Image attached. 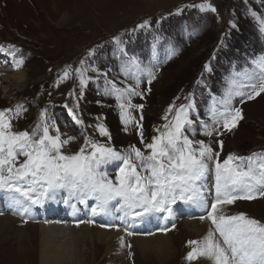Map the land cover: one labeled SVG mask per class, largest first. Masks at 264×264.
<instances>
[{
	"label": "rangeland",
	"instance_id": "374dc122",
	"mask_svg": "<svg viewBox=\"0 0 264 264\" xmlns=\"http://www.w3.org/2000/svg\"><path fill=\"white\" fill-rule=\"evenodd\" d=\"M202 2L204 0H0V45L5 49L14 45L19 49L16 58L22 57L24 61L20 65L24 77L16 84L2 77L1 70L11 68L5 66L7 61L0 66V110L11 109L14 114L16 106L23 105L24 111L20 116H12L13 130L31 132L40 111L47 109L62 138L77 137L63 149L69 154L80 149L84 136L110 144L117 150L135 145L147 154L137 135L136 124L129 125L127 130L122 125L115 98L98 95V91L105 87L103 76L98 82L89 83L84 98L79 101L83 126H75L64 107L73 103L71 92L79 95V81L74 69L81 66V60H86L99 72L107 73L109 80L124 87L135 86V79L129 71L135 74L136 70L124 69L127 58L135 56L143 68H152L156 75L149 85L147 73L142 71L138 91L143 92L144 97H132L133 104L144 105L142 121L140 110L132 109L131 114L142 124L145 143H150L158 134L156 130L167 122L164 117L169 105L178 107L186 103L185 97L189 93H195L196 98L197 113L192 118L195 120L198 114L211 124L208 113L212 98L224 93L226 82L234 73L258 71L252 62L264 57V34L259 31L261 25L249 13L251 9L264 18V0H207L217 9L214 13H201L190 7ZM181 8L182 14L176 15L177 9ZM144 20H149L151 28L133 32ZM230 21L237 27L230 28ZM157 36L161 37L159 42L155 40ZM222 36L225 46L218 47ZM117 40L122 42L127 57L121 53ZM93 50L94 55L89 56ZM173 50L174 54L169 58ZM206 63L210 64V72L204 71ZM66 68H69V77L57 85ZM202 73L204 83L198 85L197 80ZM87 75L96 77L97 72L89 69ZM234 106L242 109L243 119L232 131H225L221 124L220 135L213 132L207 136L197 124L196 134L188 133L190 138L203 140L214 151L220 152L221 161L230 153L248 156L253 152H264V93L242 104L236 98ZM171 116L168 114L169 119ZM97 118H101L108 128L110 141L95 130L94 125L100 122ZM218 141H223L222 150ZM109 171L114 177L115 168L110 167ZM214 182L213 170L206 180L213 193ZM82 207L84 211L86 208L91 210L90 206ZM184 211L176 215L169 226L178 254L164 264H212L207 258L193 262L185 259L190 250L187 241L199 239L193 237L184 241V237L181 238L179 232ZM238 213L264 222V198L237 200L223 208L225 215ZM1 214L16 218L19 222L15 226L21 230L28 223L37 224L34 219L15 217L5 200H0ZM92 222L101 226L96 220ZM35 232L33 229L31 234ZM37 255L27 246L0 245V264H39ZM121 260H124L123 264H162L155 259H143L136 252L129 255V251ZM90 262L108 264L103 253L97 255L93 263L92 259Z\"/></svg>",
	"mask_w": 264,
	"mask_h": 264
},
{
	"label": "snow or ice",
	"instance_id": "6c2138e0",
	"mask_svg": "<svg viewBox=\"0 0 264 264\" xmlns=\"http://www.w3.org/2000/svg\"><path fill=\"white\" fill-rule=\"evenodd\" d=\"M190 7L197 8L201 13L217 11L207 0ZM182 11L183 8L177 9L175 14L180 15ZM249 13L258 20L261 25L259 31L264 34V18L251 9ZM229 23L230 28L237 27L235 22ZM150 28L149 20H144L132 31ZM160 39V36L155 37L157 42ZM116 42L121 46V53L127 57L122 42ZM222 46H225L223 36L218 47ZM18 51L14 45H9L7 49L0 45V52L12 56L16 67L24 62L22 57L16 59ZM172 54L174 50L169 53V58ZM88 55L93 56L94 50ZM252 63L258 71L234 73L226 82L224 93L212 98L208 113L211 124L198 114L195 120L192 118L197 113L196 98L195 93H189L185 97L186 103L178 107L169 105L164 117L167 122L156 130L158 134L152 137L150 143H145L142 124L131 114L132 109L140 110L142 121L144 105L133 104L132 97L143 99L144 93L138 91L142 79L140 73L146 71L150 85L156 78L152 68H143L138 57H128L124 69L136 70L135 74L129 71L135 79V86L119 87L115 81L108 79L107 73H101L88 65L86 60H81V66L74 69L79 81V95L71 92L72 105H64L74 125L84 124L79 101L84 98L87 86L103 76L105 87L98 91V95L115 98L122 125L127 130L129 125L136 124L137 135L147 154L135 145L117 150L91 136H84L80 149L69 154L63 149L77 137L62 138L55 119L47 109L40 111L31 132L13 130L12 116H20L24 111L23 105H17L14 114L11 109H3L0 110V200L7 201L14 214L27 217L59 195L73 209L77 204L90 206L93 216L115 212L124 222V231L128 236L137 234L129 230V219L133 224L152 216L170 220L176 212L174 206L183 204L204 211L206 215H201L199 219L208 220L211 224L203 238L187 241L190 248L185 257L187 261L207 258L212 264H264V222L245 213L223 214L224 206L237 200L264 198V152H253L248 156L230 153L221 161L220 152L214 151L203 140L190 138L188 134H196L197 124L207 136L213 132L220 135L221 124L225 131H232L238 126L243 115L242 109L234 106L235 99L239 98L242 104L264 93V57ZM69 68L58 78L57 85L69 77ZM89 69L97 72L96 77L87 75ZM204 71H211L209 63L204 65ZM203 83L202 73L197 84ZM97 103L100 104V101ZM170 113L171 119L168 118ZM97 119L100 122L94 125L95 130L110 141L108 128L101 118ZM218 144L222 150L223 141H218ZM110 167L115 168L114 177L110 174ZM213 170L214 195L206 184L208 174ZM64 193L67 195L64 196ZM73 200L76 203H72ZM106 226L120 228L115 223ZM172 226L175 227L174 224ZM158 231L167 232L169 229L160 227ZM120 243L121 247L125 246L123 237ZM127 247L131 248V245Z\"/></svg>",
	"mask_w": 264,
	"mask_h": 264
},
{
	"label": "bare ground",
	"instance_id": "6f19581e",
	"mask_svg": "<svg viewBox=\"0 0 264 264\" xmlns=\"http://www.w3.org/2000/svg\"><path fill=\"white\" fill-rule=\"evenodd\" d=\"M10 67L14 68L1 70L2 77L13 80L15 84L20 83L24 77L21 67L14 66V61ZM66 195L67 193H64V196ZM72 203L76 201L73 200ZM210 205L211 197L209 207ZM175 209L174 217L185 210L179 232L182 234L181 238L184 237V241L193 237L200 240L207 234L211 227L210 221L199 219L201 215H206L204 211L183 204H178ZM15 217L21 216L16 214ZM174 217L164 220L162 217L152 216L135 224L129 219L127 221L129 230L137 234L128 236L124 231V222L115 212L93 216L89 208L84 211L82 205L77 204L76 209H73L64 203L62 196L58 195L55 200L34 211L32 215L23 217L37 222V224L28 223L24 231L15 226L19 222L16 218L1 214L0 245L27 246L32 252L38 253L39 264H91L90 260L92 259L93 263L100 253L105 255L108 264H123L124 260L120 261V259L127 254V251L134 255L136 252V255L143 259H155L164 264L177 256V245L172 229L167 232H160L158 229L160 227L169 229ZM94 220L101 226L93 222L89 223ZM110 223L120 225L119 230L106 226ZM33 229L36 232L31 234ZM121 237L124 238V247H121ZM128 244L131 248L127 247Z\"/></svg>",
	"mask_w": 264,
	"mask_h": 264
}]
</instances>
